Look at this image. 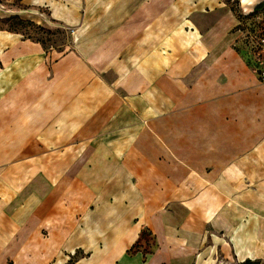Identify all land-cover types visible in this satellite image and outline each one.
<instances>
[{
  "label": "crops",
  "instance_id": "0c3cea01",
  "mask_svg": "<svg viewBox=\"0 0 264 264\" xmlns=\"http://www.w3.org/2000/svg\"><path fill=\"white\" fill-rule=\"evenodd\" d=\"M4 2L67 40L0 27V264H264V79L231 0Z\"/></svg>",
  "mask_w": 264,
  "mask_h": 264
},
{
  "label": "rangeland",
  "instance_id": "374dc122",
  "mask_svg": "<svg viewBox=\"0 0 264 264\" xmlns=\"http://www.w3.org/2000/svg\"><path fill=\"white\" fill-rule=\"evenodd\" d=\"M0 4L7 7L4 0H0ZM231 4L236 8L238 6L236 5V0H231ZM240 19V27L243 31L242 33L238 32L240 37V40L238 41L239 47L240 49L244 48V50L248 52V57H250L251 61L254 63L255 69H261L264 71V9L248 16H244V14L241 13ZM251 31L255 32V36L251 34ZM26 33L33 39L40 40L47 47L59 46L67 40L66 30H63L60 27H57L53 32H47L46 30L38 31L34 28H29L26 30ZM253 40L257 41L255 42L257 45L256 47H254ZM76 257L77 255L74 258Z\"/></svg>",
  "mask_w": 264,
  "mask_h": 264
},
{
  "label": "trees",
  "instance_id": "16d2710c",
  "mask_svg": "<svg viewBox=\"0 0 264 264\" xmlns=\"http://www.w3.org/2000/svg\"><path fill=\"white\" fill-rule=\"evenodd\" d=\"M20 0H15V4H13L14 5V7H17V8H22V6H20V5H16L17 4V2H19ZM227 2H229L230 0H226ZM236 5H238V1L236 0ZM262 9H264V4H260V5H258L255 9H254V11L252 12V13H254V12H257V11H259V10H262ZM235 14H236V17H237V19H238V25L236 26V28H235V30L236 31H238V32H240V33H242V29H241V27H240V17H241V13L238 11V10H236L233 6H232V9H231ZM240 13V14H239ZM252 13H249V14H247V15H244V16H248V15H250V14H252ZM7 27L9 30H11V31H17V32H21L23 35H26V36H28V38H32V37H30L29 35H27V33H26V30L27 29H29V28H34V29H36V30H38V31H41V30H46L47 32H52V31H50V30H48V29H46V28H44V27H40V26H37V25H34V24H32V23H30V22H25V21H21L20 19H18L17 17H13V18H9V19H5V20H0V27ZM252 32V31H251ZM251 34H253V36H255L254 34H255V32H252ZM33 39V38H32ZM35 40V39H34ZM37 40V39H36ZM37 41H39V42H41L40 40H37ZM253 42H254V47H256L257 45L255 44V42H257V41H254L253 40ZM42 43V42H41ZM239 43V42H238ZM250 43V42H249ZM43 44V43H42ZM252 46V45H251ZM235 49H236V51H238L242 56H243V58L246 60V62H247V64L253 69V70H255V72H256V74H257V76L260 78V79H263L262 78V74H264V71H262L261 69H255L254 68V63L251 61V59H250V57H248V52L246 51V50H244V48H241L240 49V47H239V44L238 45H235V47H234ZM67 264H75V262L73 261V260H70V261H68L67 262ZM241 264H259V262H252V261H249V260H246V261H244L243 263H241Z\"/></svg>",
  "mask_w": 264,
  "mask_h": 264
},
{
  "label": "built area",
  "instance_id": "2783aa9c",
  "mask_svg": "<svg viewBox=\"0 0 264 264\" xmlns=\"http://www.w3.org/2000/svg\"><path fill=\"white\" fill-rule=\"evenodd\" d=\"M262 78L264 79V74H262Z\"/></svg>",
  "mask_w": 264,
  "mask_h": 264
}]
</instances>
